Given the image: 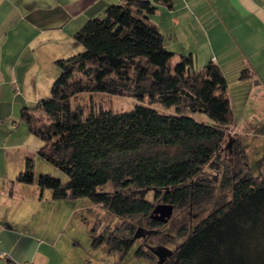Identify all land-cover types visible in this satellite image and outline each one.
I'll return each instance as SVG.
<instances>
[{
    "label": "trees",
    "instance_id": "trees-1",
    "mask_svg": "<svg viewBox=\"0 0 264 264\" xmlns=\"http://www.w3.org/2000/svg\"><path fill=\"white\" fill-rule=\"evenodd\" d=\"M151 11L149 1L125 0L88 19L74 35L83 50L58 59L50 94L22 109L21 120L44 143L40 156L68 176L62 182L41 173L36 182L55 200L87 197L122 220L145 218L153 243L169 250L165 264H264V178L245 170L247 147L235 131L226 79L213 61L198 70L190 54L174 62L147 20ZM82 92L147 97L176 112L137 104L125 112L92 105L84 113L71 100ZM184 110L202 112L213 124ZM17 179L34 181L29 161ZM157 199L172 213L213 207L187 220L185 237L169 249L156 227L172 213L166 221L153 217ZM123 229L126 236L93 243L104 239L126 253L140 228L133 236V226ZM154 250L142 242L136 254L152 259Z\"/></svg>",
    "mask_w": 264,
    "mask_h": 264
},
{
    "label": "crops",
    "instance_id": "crops-1",
    "mask_svg": "<svg viewBox=\"0 0 264 264\" xmlns=\"http://www.w3.org/2000/svg\"><path fill=\"white\" fill-rule=\"evenodd\" d=\"M146 1L152 5L147 20L162 34L165 49L175 57L190 54L197 68L215 62L232 107L243 112L264 104V0ZM124 3L0 0V264H73L61 249L63 231L53 213L67 199L55 200L37 184L49 166L37 173L34 162L51 163L40 156L44 143L20 113L50 94L56 61L80 52L74 35L84 23ZM244 68L250 70L246 78L240 76ZM28 161L31 183L17 179Z\"/></svg>",
    "mask_w": 264,
    "mask_h": 264
},
{
    "label": "rangeland",
    "instance_id": "rangeland-1",
    "mask_svg": "<svg viewBox=\"0 0 264 264\" xmlns=\"http://www.w3.org/2000/svg\"><path fill=\"white\" fill-rule=\"evenodd\" d=\"M82 50L83 47L81 46L80 52ZM176 60L177 57H175L173 61L175 62ZM202 65L197 68L195 67V62L193 63L194 69H201ZM234 92H236L235 88ZM253 99H255V97ZM71 100L72 105L75 108L81 109L84 113H86L92 105L112 111L125 112L133 109L137 104L151 106L166 113L176 112L175 106H162L159 102H150L147 97L138 99L127 95L120 96L103 92H96L90 95L87 92H82L73 96ZM232 108H234L233 112L236 120L237 129H235V131L241 134V140L247 147L248 169L245 170L248 174L252 175L260 172L261 177L264 178V104L256 107L251 105L249 107L247 106L246 110L243 112L241 111L242 108H238L235 103ZM183 113L199 121L213 124L202 112L184 110ZM42 162L47 164V166L42 165ZM34 163L35 172L39 173V171L48 170L50 172L47 171L46 173L58 177L62 182L68 180V176L58 167L44 160H42L41 163ZM48 166L49 168L44 170L46 169L45 167ZM44 189L49 192L48 188ZM147 197L151 196L148 195ZM63 203L65 205L58 210L54 208L55 210L53 209V213L57 215L56 225L61 227L63 231L60 243L62 246L61 249L67 253L73 264H155V258L147 259L136 254L137 248L143 242V233L138 232L132 246L126 253L104 239L96 244L93 243L94 239L99 236H103L104 238L110 235H114L117 238L126 236L128 231L123 228L127 225L133 226L130 235H134V232L138 228L149 229L151 226H148L145 218L140 217L122 220L106 210L102 205L92 203L87 197H79L72 200L68 199L63 201ZM162 203L163 201L160 199L155 201V205ZM212 207L210 203L199 213H196L197 210L195 209L187 208L173 211L166 224L161 227H156L157 231L163 233L164 237H166L167 247L169 249H174L183 240L185 237L184 234L186 233L183 231L187 228L185 226H188L187 220H190V223L194 222L198 218V215L204 216ZM48 208L49 206L47 203L42 205V213L40 215L43 218ZM158 214L159 213H154V215ZM51 217L53 218L54 216L52 215ZM147 239L150 244H154L152 240L154 237L148 236Z\"/></svg>",
    "mask_w": 264,
    "mask_h": 264
},
{
    "label": "flooded vegetation",
    "instance_id": "flooded-vegetation-1",
    "mask_svg": "<svg viewBox=\"0 0 264 264\" xmlns=\"http://www.w3.org/2000/svg\"><path fill=\"white\" fill-rule=\"evenodd\" d=\"M140 232H142L144 234V236L142 237L143 239V244L146 246H152L155 248V253H154V257L155 258V264H165V254L167 253V250L165 248H160V250L158 251L157 247H162V244L159 243H154V244H148L146 243V238L149 234H151L152 232V228L146 229V228H140Z\"/></svg>",
    "mask_w": 264,
    "mask_h": 264
},
{
    "label": "water",
    "instance_id": "water-1",
    "mask_svg": "<svg viewBox=\"0 0 264 264\" xmlns=\"http://www.w3.org/2000/svg\"><path fill=\"white\" fill-rule=\"evenodd\" d=\"M230 143V140L228 141ZM154 213H159L158 215H154ZM172 213V206L166 203L158 204L156 205L153 210L151 215L161 221H166L167 218L171 215ZM138 235V233L135 234V236ZM161 247H157L158 251L160 250ZM167 252L169 251L166 249Z\"/></svg>",
    "mask_w": 264,
    "mask_h": 264
},
{
    "label": "built area",
    "instance_id": "built-area-1",
    "mask_svg": "<svg viewBox=\"0 0 264 264\" xmlns=\"http://www.w3.org/2000/svg\"><path fill=\"white\" fill-rule=\"evenodd\" d=\"M26 264H31V263H26Z\"/></svg>",
    "mask_w": 264,
    "mask_h": 264
}]
</instances>
